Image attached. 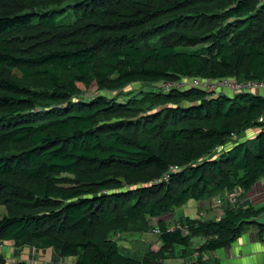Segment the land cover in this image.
Returning <instances> with one entry per match:
<instances>
[{
  "label": "trees",
  "instance_id": "obj_1",
  "mask_svg": "<svg viewBox=\"0 0 264 264\" xmlns=\"http://www.w3.org/2000/svg\"><path fill=\"white\" fill-rule=\"evenodd\" d=\"M195 79L264 82V0H0V244L208 264L250 228L264 242V207L160 219L264 178V92L157 86ZM138 231L158 251L124 253Z\"/></svg>",
  "mask_w": 264,
  "mask_h": 264
},
{
  "label": "crops",
  "instance_id": "obj_2",
  "mask_svg": "<svg viewBox=\"0 0 264 264\" xmlns=\"http://www.w3.org/2000/svg\"><path fill=\"white\" fill-rule=\"evenodd\" d=\"M251 135H253V133H251ZM231 195L232 194H228V193L224 194L222 196V203L220 205L214 203L210 204V202L197 203V201L195 200H190L186 205L182 206L181 208H178V210L180 211V213H182V215H184L182 216L184 218H190V219L210 218V219L218 220L223 217L225 212L224 210L229 205H232L230 200ZM237 198H238V205L239 204L249 205V206L251 205L254 206L255 208H263L264 178H262L259 182H257L250 190L242 191V192L238 191ZM210 205H212L213 207L212 209L208 207ZM190 206H194L196 209V212H194V216L190 215L189 211L187 212ZM183 209L184 210L186 209V211H183L184 213L181 211ZM166 215H164L160 219L166 222L168 225H173L174 224L173 222H171L168 219L167 220L165 219ZM182 217H180V219H182ZM143 234L144 233H142V235L133 233L121 237L118 241H121L120 243L122 245V249L124 250V253L128 254L132 249H134V245H137V243H139V245L141 246V250H140L141 256L145 254L148 248L151 249L152 251H158L159 243L157 242V239L153 240L152 242L151 241L147 242L148 239L146 240ZM199 240L198 239L194 240V242L196 243L193 245V248L199 245L200 243ZM131 245H133V247H131ZM43 251L51 252L54 258H58L52 249L37 250L36 248H31L28 246H22L17 249L15 247L14 242H4L0 244V252L4 254V256L8 259V261L14 263L18 262L19 260H22L27 262L28 264H51V262H53L54 260L49 262H43L40 260V256L38 255V252H43ZM179 251L180 249H178V252ZM134 253H136V250ZM190 259H193V257H191ZM61 260L63 259L61 258ZM68 260L71 262V264H76V259L68 258ZM205 260L208 261V264H264V242H261L259 240L257 229L250 228L244 232L242 237L231 248L221 249L214 253L206 254ZM169 264H176V260L173 259V261H170Z\"/></svg>",
  "mask_w": 264,
  "mask_h": 264
},
{
  "label": "built area",
  "instance_id": "obj_3",
  "mask_svg": "<svg viewBox=\"0 0 264 264\" xmlns=\"http://www.w3.org/2000/svg\"><path fill=\"white\" fill-rule=\"evenodd\" d=\"M168 90L173 89H187V88H203L209 91H228L232 93L239 92H255V91H263L264 92V82H246L239 83L237 81H231L229 79H223L220 81H216L213 83H204L201 80L195 79L190 81H180L177 83H169L165 84ZM219 91V92H220ZM238 192H234L230 196V200L233 204L238 203ZM217 204H221L222 200L220 198L217 199ZM158 234V230L155 231Z\"/></svg>",
  "mask_w": 264,
  "mask_h": 264
},
{
  "label": "rangeland",
  "instance_id": "obj_4",
  "mask_svg": "<svg viewBox=\"0 0 264 264\" xmlns=\"http://www.w3.org/2000/svg\"><path fill=\"white\" fill-rule=\"evenodd\" d=\"M31 84V86H32V88H34V89H38L39 87H38V85H39V83L38 82H36V81H34V82H31L30 83ZM156 86V85H155ZM157 86L158 87H162L163 89H164V91L165 92H169V90H168V88L166 87V85L165 84H162V83H159V84H157ZM152 88H153V86H151ZM151 87H145V91L146 90H149V89H151ZM138 88V86H134V87H131V89H133V90H136ZM171 91V90H170ZM226 92H228V91H226ZM126 93V92H125ZM124 93V94H125ZM229 94H233L232 92H229ZM112 96H114V95H112ZM123 96H120V99L122 98ZM147 107L148 106H146V109H147ZM234 194V193H233ZM221 200H222V198H220ZM215 202H217V200H215L213 203L214 204H217V203H215ZM198 203V202H197ZM217 205H220V204H217ZM210 209H212L213 207H212V205H210V206H208ZM182 212L183 211H186V209L184 210H181ZM189 211V214L190 215H192V216H194V212H196V209H195V207L194 206H190L189 207V209L187 210V212ZM5 213H6V208L3 206V205H0V219L5 215ZM184 213V212H183ZM171 216H170V215ZM168 215H166V220L168 219V220H170L171 222H173L174 224H176L177 222H178V220L180 219V217H182V216H184V215H182V213H180V211L178 210V209H176V210H174V212H172V213H169ZM188 214V215H189ZM173 215V216H172ZM175 215V216H174ZM177 220H176V219ZM182 218H184V217H182ZM175 220V221H174ZM172 223V224H173ZM173 224V225H174ZM138 234H141L142 235V233H140V231H138L137 232ZM144 235V237L146 238V240L148 239V241L147 242H152L153 240H155V239H157V237H156V235L154 234V233H144L143 234ZM128 241H131V240H128ZM121 241H119V245L121 246V250L124 252V250L122 249V245H121V243H120ZM132 243V242H131ZM196 242H193L192 243V245H194ZM197 244H198V242H197ZM196 244V245H197ZM131 247H133V245H131ZM145 248V247H144ZM136 250V253H134L135 252V250ZM134 249H132L128 254H131V255H138L139 253H140V250H141V246L139 245V243H137V245H134ZM28 254V253H27ZM38 255L40 256V260L41 261H43V262H49V261H53V262H51V264H71V262L68 260V258H62L63 260H61V257H58V258H54L53 256H52V253L51 252H38Z\"/></svg>",
  "mask_w": 264,
  "mask_h": 264
},
{
  "label": "water",
  "instance_id": "obj_5",
  "mask_svg": "<svg viewBox=\"0 0 264 264\" xmlns=\"http://www.w3.org/2000/svg\"><path fill=\"white\" fill-rule=\"evenodd\" d=\"M249 224L256 225L259 227H264V213L259 217L252 218L247 221Z\"/></svg>",
  "mask_w": 264,
  "mask_h": 264
}]
</instances>
